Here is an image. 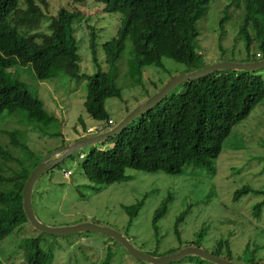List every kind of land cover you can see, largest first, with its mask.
I'll use <instances>...</instances> for the list:
<instances>
[{
    "label": "rangeland",
    "instance_id": "obj_1",
    "mask_svg": "<svg viewBox=\"0 0 264 264\" xmlns=\"http://www.w3.org/2000/svg\"><path fill=\"white\" fill-rule=\"evenodd\" d=\"M45 1L46 6L40 0H4L2 10L25 22L31 21L35 29L43 30L51 18L56 16L60 6L67 9L77 6L83 12L80 19L74 22L80 71L91 75L98 68L104 70L106 63L101 44L115 35L119 15L108 13L106 17L102 14L95 19V14L101 11V4L90 0L85 1L90 5H74L69 0ZM232 1L211 0L206 14L197 22L196 48L206 62L222 59L238 61L245 56L244 41L238 36L240 8L235 3H231L227 9L229 19L222 27L219 24L224 5ZM89 15L92 16L89 22L94 21L100 29L97 66L92 62L84 28L85 17ZM22 28L28 31L32 27L23 24ZM248 32L249 35H254L250 26ZM220 46L224 50L223 54ZM233 46L235 51L232 50ZM254 50L260 51L253 39L250 55ZM132 58L130 43H127L118 61L116 77L122 96L105 101L106 111L114 120L113 125L144 101L148 93L153 94L155 87L164 85L185 68L178 62L164 59L160 67L144 66L138 76L132 71ZM257 71L264 76V68ZM5 76L8 82H23L29 92L40 101V107L34 116H31L33 112L18 110L5 113L0 118V143L9 144L13 154L19 155L21 152L10 143L9 132L12 130L20 132L21 140L37 156H45L62 143L74 141L77 134L100 133L99 122L91 118L84 109L86 78L78 80L61 75L41 81L34 77L30 65H15L7 69ZM89 127L93 131L87 133ZM110 146V141L89 145L68 156L53 171L45 172L37 179L33 186L32 205L40 221L51 226L83 221L107 225L127 234L138 249L159 255L190 245L197 239L200 229L204 228L202 239L198 240L203 249L213 252L217 240L226 239L231 246L233 260L244 263V258L251 256L264 264V206L258 217L253 210L256 202L264 200V100L234 126L215 160L214 171L187 166L181 174H168L129 168L124 180L97 189L98 186L84 176L78 153H87L92 148L107 149ZM8 165L15 164L10 162ZM63 169L71 171L69 178L63 177ZM245 184L263 192H248L233 200L234 191ZM168 195L172 199L166 215L157 222L155 234L151 222L153 211ZM140 199H143L142 207L127 228L128 218L123 206ZM188 204H192V208L178 225L182 242L180 245L176 240L173 224ZM37 233L40 232L27 222L17 233H12L1 241L0 264H26L19 245L24 238ZM41 241L44 249H51L53 252V259L49 264H101L107 250L112 253L109 264H149L131 257L116 240L96 232L55 237L43 235ZM246 244L251 246L248 252L243 250ZM170 264L213 263L196 256H186Z\"/></svg>",
    "mask_w": 264,
    "mask_h": 264
},
{
    "label": "trees",
    "instance_id": "obj_2",
    "mask_svg": "<svg viewBox=\"0 0 264 264\" xmlns=\"http://www.w3.org/2000/svg\"><path fill=\"white\" fill-rule=\"evenodd\" d=\"M40 1L46 6L45 0ZM85 1L69 0L74 5H90ZM90 1L101 4V11L95 14V19L102 14L106 17L109 13L118 14L119 21L115 35L101 44L106 68H98L93 74L86 75L80 71L78 41L74 31V22L80 19L83 13L77 6L72 9L60 6L49 24L39 30L35 29L31 21L25 22L5 13L2 10L4 0H0V118L5 113L18 110L33 112L31 116H34L40 107V101L29 92L23 82L7 81L5 73L15 65H30L34 77L41 81L55 79L61 75L78 80L86 78L84 109L91 118L99 122L98 130L103 132L114 123L106 111L105 101L111 97L122 96L116 77L118 61L127 43H130L133 55L132 71L138 76L144 66L160 67L164 59L182 64L185 67L183 72L212 63L205 61L195 43L198 35L197 22L206 14L211 0ZM231 3L240 8L238 36L244 41L245 56L238 61L263 58L264 0H233L224 5L219 18L221 27L229 19L227 9ZM91 19L90 15L85 17L84 28L92 62L97 66L100 29L94 21L89 22ZM23 24L32 28L23 30ZM249 26L254 35H249ZM253 39L260 51L254 50L250 55ZM232 50L235 51V46ZM223 53L221 48V54ZM162 85L155 87V91ZM151 94L148 93L146 98ZM263 100L264 76L257 70H219L184 82L153 108L129 123L119 134L108 138L106 141L111 142L110 148H92L87 153L80 151L78 158L82 160L83 174L99 189L127 178L126 170L129 168L168 174H181L187 166L214 171L215 160L234 126L244 120ZM109 120H112V123H109ZM89 128L87 133L93 131H88ZM9 135L10 143L14 148H19L21 154H13L9 144L0 143V242L12 233H17L28 222L22 209V188L30 171L43 157L37 156L21 140L18 130H12ZM83 136L85 134H77L74 140ZM63 145L65 143L61 144ZM10 162L15 165L9 166ZM64 171L67 170L63 169L62 175ZM70 176L71 171L69 176L64 178ZM248 192L258 194L263 190L253 189L245 184L234 191L233 200ZM171 199L168 195L153 211L151 222L155 234L157 222L166 215ZM142 204L143 199H140L123 206L128 218L127 228L138 215ZM262 206L264 200L254 204L256 217L259 216ZM191 208L192 204H188L182 209L173 224L174 234L180 245L182 242L178 225ZM203 233L204 228H201L197 239L190 245L201 246L198 240L202 239ZM43 235L49 234L40 232L21 241L19 247L26 264H49L52 261V250L44 249L41 245ZM250 248L251 246L246 244L243 250L248 252ZM148 253L159 256L155 252ZM211 253L233 260L231 246L226 239L217 240L216 248ZM249 257L244 258L245 264H263L255 257ZM111 258L112 253L107 250L101 264H109Z\"/></svg>",
    "mask_w": 264,
    "mask_h": 264
},
{
    "label": "water",
    "instance_id": "obj_3",
    "mask_svg": "<svg viewBox=\"0 0 264 264\" xmlns=\"http://www.w3.org/2000/svg\"><path fill=\"white\" fill-rule=\"evenodd\" d=\"M262 68H264V57L254 61L221 60L206 64L203 67L195 70L181 72L171 77L157 91L147 97L144 101L134 106L119 122L109 127L107 130L97 134L85 135L52 150L39 160L38 164L30 171L27 179L24 182L22 188V209L27 221L35 230L54 236H67L81 232H96L105 235L121 244L127 253L134 259L150 264H170L189 255L197 256L213 264H245L235 260L226 259L221 256H216L196 245H188L165 255H152L135 247L130 239L120 231L110 226L101 225L94 222L83 221L65 226L47 225L40 221L34 212L32 205V192L34 183L45 172L54 168L57 164L75 152L89 145L102 143L108 138L119 134L129 123L134 121L147 110L153 108V106L166 97L178 85L190 80L201 78L211 72L219 70L254 71L260 70Z\"/></svg>",
    "mask_w": 264,
    "mask_h": 264
},
{
    "label": "built area",
    "instance_id": "obj_4",
    "mask_svg": "<svg viewBox=\"0 0 264 264\" xmlns=\"http://www.w3.org/2000/svg\"><path fill=\"white\" fill-rule=\"evenodd\" d=\"M109 123H112V120H109ZM92 129L91 128H89V130L88 131H91ZM69 174H70V171L69 170H67V171H64L63 172V177H68L69 176Z\"/></svg>",
    "mask_w": 264,
    "mask_h": 264
},
{
    "label": "clouds",
    "instance_id": "obj_5",
    "mask_svg": "<svg viewBox=\"0 0 264 264\" xmlns=\"http://www.w3.org/2000/svg\"><path fill=\"white\" fill-rule=\"evenodd\" d=\"M115 124H116V123H115ZM115 124H114V125H115ZM112 125H113V124H112Z\"/></svg>",
    "mask_w": 264,
    "mask_h": 264
}]
</instances>
